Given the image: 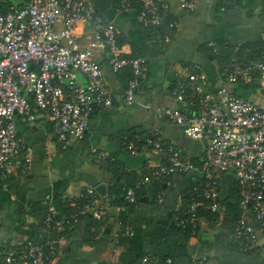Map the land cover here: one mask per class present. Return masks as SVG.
Wrapping results in <instances>:
<instances>
[{
  "label": "built area",
  "instance_id": "built-area-1",
  "mask_svg": "<svg viewBox=\"0 0 264 264\" xmlns=\"http://www.w3.org/2000/svg\"><path fill=\"white\" fill-rule=\"evenodd\" d=\"M140 3L136 20L142 28L176 29L177 22L167 5L157 0ZM198 5L199 0L181 1V8L190 13ZM130 6L129 0H121L117 11L122 13ZM80 27L94 32L86 49L79 42ZM170 40L169 35L164 38L165 43ZM95 49L109 55L114 73L131 72L121 99L109 89ZM244 52V57L235 56L225 63L222 81L224 85L257 86L264 94V54L253 58L249 51ZM144 68L143 59L125 56L115 24L86 0H25L22 8L6 11L0 7V179L5 186L12 175L25 176L30 166L28 149L16 126L18 118L34 123L38 113L46 115L53 124L56 144L66 149L84 137L95 112L112 110L116 101L127 107L138 103ZM173 97L175 107L146 108L176 126L187 139L206 142L197 171L200 179L190 189L188 205L174 218L176 227L189 230L191 237L200 235L205 221L218 228L224 212L220 183L225 175L232 174L240 197L232 241L241 253L255 252L264 233V107L223 86H213L197 65L185 66L173 81ZM123 144L130 155L145 148L162 160L144 176L134 178L125 189L123 205H112L95 188H89L71 200L68 207L72 211L65 218L49 208L42 229L44 243L28 240L12 245L0 253V264L52 263L62 240L54 232L88 215L103 223L114 210L121 214L127 205H135L137 194L146 187L195 172L192 160L177 143L163 142L158 131L150 130L143 139L124 137ZM93 159L100 167L112 162L105 152H93ZM204 214L213 217L208 220ZM119 225L113 237L116 245L131 235L121 222ZM141 264H173V260L146 255ZM191 264L215 261L193 256Z\"/></svg>",
  "mask_w": 264,
  "mask_h": 264
},
{
  "label": "crops",
  "instance_id": "crops-1",
  "mask_svg": "<svg viewBox=\"0 0 264 264\" xmlns=\"http://www.w3.org/2000/svg\"><path fill=\"white\" fill-rule=\"evenodd\" d=\"M86 1L102 15L114 9L112 23L126 55L144 60L145 75L137 91L138 103L127 107L116 101L112 110L95 112L84 137L71 142L66 149L56 144L53 124L46 115L38 113L34 123L17 119L30 166L25 176L12 175L6 186L0 179V253L22 241L44 243L43 216L50 207L59 215L64 204L100 185L106 187L104 198L108 200L114 186L129 185L134 178L144 176L148 168L161 163V156L149 149L130 155L123 144L124 137L143 139L147 132L155 130L163 142H176L190 160L201 158L205 141L187 139L176 126L157 118L146 108L147 105L176 106L173 81L185 66H200L213 86H223L264 107L260 87L224 85L221 77L225 63L240 50L250 52L247 48L256 47L261 51L255 58L264 54V0H199L197 9L191 13L181 8L182 0H157L168 6L177 22L176 29L167 33L171 38L169 43L151 29L142 28L133 13H119L116 0ZM24 5L25 0H0V7L6 11ZM77 33L82 48H88L93 30L80 27ZM214 48L217 53L213 52ZM93 53L104 70L109 89L121 99L131 72L114 73L109 55L103 49H95ZM250 57H253L251 53ZM95 151L105 152L114 168L121 170V177L107 167L96 165ZM184 179L173 176L163 184V192L155 184L141 192L125 225L131 232L125 243H114V233L121 228L120 213L114 210L108 224L101 229L92 227L89 220L74 225L69 235L62 238L57 259L44 264H141L146 255L171 258L175 264H191L193 256L206 257L215 264H264V233L260 234L255 252L244 254L234 245L232 232L236 216L232 208H224L218 228L205 221L198 237H185L172 228L173 219L185 204V188L190 179ZM234 181L232 175H225L221 186L225 202H233Z\"/></svg>",
  "mask_w": 264,
  "mask_h": 264
},
{
  "label": "trees",
  "instance_id": "trees-1",
  "mask_svg": "<svg viewBox=\"0 0 264 264\" xmlns=\"http://www.w3.org/2000/svg\"><path fill=\"white\" fill-rule=\"evenodd\" d=\"M130 1V3H131V6H130V8L128 9V10H122V13L123 14H126V13H128V12H131V13H133L134 14V16H135V19L137 18V14H138V12H139V10H140V7H141V3H140V0H129ZM116 3H117V5H116V8H118L120 5H121V0H116ZM149 29H151V31H153V33L154 34H158V36L160 35V37H161V40H164V38L167 36V33H168V31H169V29H166V26H164V27H160V28H149ZM248 50H250V53L252 54V56L253 57H255V54H258V52H260L261 51V49L260 48H253V47H250V48H247ZM227 54H229V55H231L230 54V52L229 51H227L226 52ZM127 53H125V56L126 57H131V56H127L126 55ZM236 55L237 56H243L244 57V55H245V52H244V49H242V50H240L239 52H237L236 53ZM227 58H229V57H227ZM227 58H225V59H227ZM192 160V162H193V164L195 165V172H193V173H191V174H189V175H176V176H179V177H181L182 179H184V180H186V178H189L190 179V181H188V183H189V185H187L188 187H186L185 189H186V193H185V204H184V206H183V208L181 209V210H179V214L178 215H180L183 211H184V209L186 208V206L188 205V202H189V192H190V189H191V187L194 185V183L197 181V180H199L200 179V175L199 174H197V171L199 170V166H200V164H201V158H198V159H191ZM107 168L106 169H109V170H111L115 175H117V176H120L121 177V170L120 169H118V168H114V164H113V162H109V164H108V166H106ZM118 169V170H117ZM230 175H232V174H230ZM233 176V175H232ZM225 178V177H224ZM224 178L222 179V181H221V183H220V187H219V191H220V195H221V199H222V204L224 205V208L225 209H230V208H232L233 210H235V216H236V218L234 219V224H233V228H234V225H235V223H236V220H237V216H238V213H239V204H240V197H239V194H238V190H237V188H236V184H235V181H234V187H233V190H232V192H231V197H232V199H233V202H230V203H228V202H225V199H223L222 198V188H221V186H222V182H223V180H224ZM188 179V180H189ZM235 180V179H234ZM131 184V183H130ZM129 184V185H130ZM129 185H121V186H114L112 189H111V192H110V195H109V197H108V200L110 201V203L112 204V205H123V203H124V197H125V189L129 186ZM162 186H163V184L162 185H156L155 187H156V189H158V191L160 190L161 192H163L162 191ZM143 191V190H142ZM141 191V192H142ZM141 192H139L138 194H137V203L135 204V205H127V209H126V212H122L121 214H120V216H119V221L121 222V224L123 225V228H126L125 227V225L127 224V219L130 217V215L132 214V212L134 211V206H136L137 204H138V202H139V198L141 197ZM161 192H159L160 194H161ZM72 211V209L70 208V207H68V204H64L63 206H62V213L61 214H59L58 215V217H62V218H65L70 212ZM225 211H227V210H225ZM113 214H110L109 215V217L107 218V220L105 221V222H103V223H99V222H97V221H95L91 216H84V217H82L79 221H78V223L81 221V220H89L91 223H92V227H94V228H100L101 229V227H105L104 226V224L105 225H107L108 224V220L110 219V217L112 216ZM206 217H207V219L208 220H211L212 219V215H208V214H204ZM45 217H46V214H44V216H43V219H45ZM174 220V219H173ZM77 224V223H76ZM75 224V225H76ZM74 225H72V226H70V227H67L65 230H63V231H59V232H54V234L56 235V236H60V237H66L67 235H69V233L71 232V230H72V227H73ZM172 228L173 229H175L176 231H178V232H180V233H182V235H184L185 237H191V235H190V231L189 230H181V229H178L177 227H176V225H175V223H174V221H173V223H172ZM91 235V237L93 236V237H95V234H90ZM127 241V238L126 237H124V238H122V240H121V242H120V244H123V243H125ZM164 259H166L165 257H164ZM171 259V258H170ZM173 264H175L174 263V261H173Z\"/></svg>",
  "mask_w": 264,
  "mask_h": 264
},
{
  "label": "water",
  "instance_id": "water-1",
  "mask_svg": "<svg viewBox=\"0 0 264 264\" xmlns=\"http://www.w3.org/2000/svg\"><path fill=\"white\" fill-rule=\"evenodd\" d=\"M105 18L109 21V22H113L114 18H115V11L114 9H108L106 10V12L104 13ZM140 131V130H137ZM97 192L99 194H101V196L105 197L106 196V187L104 185H100L96 188Z\"/></svg>",
  "mask_w": 264,
  "mask_h": 264
}]
</instances>
